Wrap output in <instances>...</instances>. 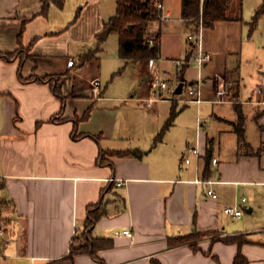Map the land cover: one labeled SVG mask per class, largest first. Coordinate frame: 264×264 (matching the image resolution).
<instances>
[{
    "label": "crops",
    "instance_id": "obj_1",
    "mask_svg": "<svg viewBox=\"0 0 264 264\" xmlns=\"http://www.w3.org/2000/svg\"><path fill=\"white\" fill-rule=\"evenodd\" d=\"M61 1L44 9V0H0V226L6 229L0 264H233L238 253L249 264H264V40L254 41L251 31L246 37L243 17L203 29V48L211 54L201 71L204 102L181 128L187 106L178 109L154 143L173 101L146 103L152 76L174 85L198 78L187 59L182 0H161L164 18L146 28V37L159 35L154 71L149 61L120 58L118 45L105 59L103 41L82 64L117 0ZM177 60H184L182 69ZM222 83L233 88L227 114L215 113L222 103L212 102ZM205 105L212 107L202 117ZM235 106L245 120L243 147ZM208 179L216 182V199L197 183ZM96 204L105 214L90 231L99 245L95 256L70 257ZM233 206L242 209L240 218L224 213ZM126 229L132 237L117 235ZM192 233L201 236L169 245ZM108 241L112 247L100 246Z\"/></svg>",
    "mask_w": 264,
    "mask_h": 264
},
{
    "label": "trees",
    "instance_id": "obj_2",
    "mask_svg": "<svg viewBox=\"0 0 264 264\" xmlns=\"http://www.w3.org/2000/svg\"><path fill=\"white\" fill-rule=\"evenodd\" d=\"M53 1L58 6H62L61 0H44V9H47L48 3ZM233 1L234 0H204L201 3V0H182V8H181V17L184 24L190 28L191 24L196 25L195 31L197 32V27L202 21V26L204 29H210L216 22L219 21H227V20H237L242 21L241 10L243 5V0H239L238 4V15L236 17H232L231 14L234 12L233 9ZM161 0H117L116 2V13L112 16L109 21L105 24L104 29L113 25V30L118 34V54L119 57L126 61H138V60H155L159 57V35L152 37L153 44H149L148 37L145 36L146 28L148 27L149 22L160 20L161 19V11L157 9L156 4L160 3ZM264 14V0L260 7L255 11V14L252 17V21L250 23V31L257 25L258 19ZM78 16V14H77ZM111 31V32H112ZM110 32V33H111ZM102 39L100 36L96 39V44L89 48L84 55L81 56L80 62L84 64L86 61L94 58L98 52L101 51V43ZM190 46V45H189ZM192 47L187 54V59L190 58L192 54ZM21 50L15 52L14 54H20ZM12 55V54H11ZM10 54H4L2 57L6 60H9L12 56ZM21 61L26 57L25 55H20ZM124 68H121L116 74L112 77H115L122 73ZM20 79L21 75L19 74ZM36 81L41 82H51L54 78H33ZM22 81H25L22 79ZM193 84V82L191 83ZM54 92L58 95V97L65 101V98L60 95L58 91L57 85H52ZM174 96H177L174 94ZM235 110L238 116L237 123L235 125V131L238 135L239 146H246L245 137H244V115L239 107L235 106ZM179 110L177 109V103H172L170 109V115L165 124L163 125L161 131L155 138V142H159L166 131L173 125L175 118L177 117ZM89 112H86L84 118H87ZM52 120H56L53 118ZM76 138V136H75ZM118 155H127V152L117 153ZM207 169V168H206ZM206 173V172H205ZM5 203L0 200V218L2 215V211ZM105 214L104 210L100 208V204H96L91 206L88 209V217L85 221L84 231L89 237L88 244L85 245H74L73 239L70 245V257L73 255L89 253L95 256V252L97 247V242H95L90 237L91 228L98 221L100 217ZM201 234L192 233L185 237H179L170 240L169 245L175 246L183 243H188L194 239H198ZM237 239H224L226 242H236ZM238 244L241 245L243 243L242 240H237ZM194 246L193 244H191ZM106 248H110L113 246L111 241L105 242L103 245H100ZM195 248V247H194ZM151 264H160L158 261L153 260ZM233 264H249L247 259L241 254L238 253L234 259Z\"/></svg>",
    "mask_w": 264,
    "mask_h": 264
},
{
    "label": "built area",
    "instance_id": "obj_3",
    "mask_svg": "<svg viewBox=\"0 0 264 264\" xmlns=\"http://www.w3.org/2000/svg\"><path fill=\"white\" fill-rule=\"evenodd\" d=\"M204 0H201V3H203ZM157 9L162 11V5L159 3L157 4ZM164 18V15L161 12V19ZM203 26H202V21H200L199 24V30L195 34H189L187 36V41L192 47L193 51L191 54V60L192 63L195 65L197 69V74L198 78L193 84H185L186 89L184 92L186 95L189 97V99H180L178 102L180 103H195L197 105H200L203 102L202 99V85H203V80L201 77V71L202 69L206 66L208 62L211 60V54L206 52L203 48ZM150 45L153 44V40L148 41ZM176 65L178 68L182 69L184 65V60H177ZM150 70H155V64L153 63V60H149L148 62ZM178 84H175L173 86L170 85L168 81H164L158 78L157 75L152 76L151 80V91H150V96L145 100L148 105H152L156 103L157 101H162V100H169L173 101V96H174V91L176 89ZM96 87H94V90ZM183 95V91L180 95H177L178 97ZM232 95V90L231 88L222 83L217 86V88L214 91V99L212 102L214 103H233L234 101L230 99V96ZM185 163H189V159L186 158ZM211 163L213 165H218V160L216 158L211 159ZM197 183L200 184H205L208 185L209 187L207 188L206 191V196L212 199L217 198V193L215 190L211 187L213 184L216 182L213 180H197ZM117 186H122L124 183L120 180H117L116 182ZM241 201L244 203L246 201V198H242ZM224 213L232 218H240L243 211L240 207L233 206V207H226L224 208ZM132 230L131 229H126L120 232H117V235L120 236H126V237H132ZM6 235V229L3 226H0V238L5 237Z\"/></svg>",
    "mask_w": 264,
    "mask_h": 264
},
{
    "label": "rangeland",
    "instance_id": "obj_4",
    "mask_svg": "<svg viewBox=\"0 0 264 264\" xmlns=\"http://www.w3.org/2000/svg\"><path fill=\"white\" fill-rule=\"evenodd\" d=\"M263 0H243V9L241 10V17H243V26H245L247 32H246V37L248 38V34L250 32V23L252 21V17L255 14V11L260 7V5L262 4ZM238 4H239V0H234L233 1V9L234 12L231 14L232 17H236L238 15ZM196 25H192L189 28V33L190 34H195L198 32L199 30V25L197 27V32L195 31ZM251 38L254 41H257V43L262 42L264 40V14L258 19L257 21V25L256 27L253 29V31L250 34ZM149 40H152V37H148ZM117 45H118V34L115 31H112L108 37L103 40V48H104V54L103 56L106 58H109V60L112 58L111 56L114 55L115 51H117ZM192 63V62H191ZM194 64L192 63V66ZM193 68H195L194 70H192V73L194 74L195 71V77H197V69L195 67V65L193 66ZM111 77V76H110ZM203 80V78H202ZM171 86L174 85V82H169ZM204 84V83H203ZM187 86H185L184 89H186ZM231 88V87H230ZM233 88H231L232 90ZM185 90H183V95L178 97V96H173V102L174 103H179L178 100H182V99H189V97L186 95V93L184 92ZM233 91V90H232ZM243 94H245V91H242ZM233 100V96L231 98ZM204 102V100H203ZM202 102V103H203ZM230 103H222V105H218L217 107L215 106V113H224L227 114L228 110H229V105ZM187 106L184 111H183V115L180 117L179 119V124H181V127H184L186 125L191 124V120L193 118V121L196 118V106L197 104L195 103H179V106L177 107V109L182 108L183 106ZM211 105H205V108H207V111H204V108L202 110V112H200L201 116H205L207 115L210 111H211ZM200 108V107H199ZM178 120H176L177 123ZM175 123V124H176ZM214 129V128H213ZM88 239L89 237L87 236V234L85 233V231L83 230L82 233H80V235L78 237L75 238L74 240V245L77 247L79 245H85L88 244Z\"/></svg>",
    "mask_w": 264,
    "mask_h": 264
},
{
    "label": "water",
    "instance_id": "obj_5",
    "mask_svg": "<svg viewBox=\"0 0 264 264\" xmlns=\"http://www.w3.org/2000/svg\"><path fill=\"white\" fill-rule=\"evenodd\" d=\"M112 30H113V25H109V26H107L105 29H103V30L100 32V34H99L100 38H101L102 40H105V39L108 37V35L110 34V32H111ZM184 85H185L184 81L181 80V82L177 85V87H176V89H175V91H174V94H175V95H180V94L182 93V91H183V87H184Z\"/></svg>",
    "mask_w": 264,
    "mask_h": 264
}]
</instances>
